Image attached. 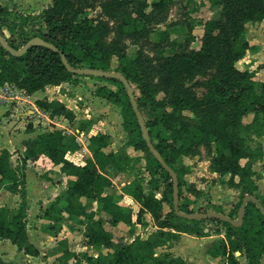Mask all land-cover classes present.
<instances>
[{"label":"trees","instance_id":"obj_1","mask_svg":"<svg viewBox=\"0 0 264 264\" xmlns=\"http://www.w3.org/2000/svg\"><path fill=\"white\" fill-rule=\"evenodd\" d=\"M89 1L104 0H50L42 13L43 27L24 39L20 46L3 34L15 48L40 36L57 49L35 45L22 55H13L0 43V86L13 83L27 95H32L49 85L78 83L80 76H87L73 73L65 64L63 55L72 67L103 70H112V58L118 56L120 64L115 70L141 90V95L136 94L139 110L144 116L151 141L166 164L178 174L174 160L181 153L192 151L200 143H215L218 154L212 162L214 170L222 175L229 174L230 180L226 183L230 186L237 185L233 181L240 177L241 184L238 185L242 187V192L238 210L247 194L256 196L264 206V197L257 193L258 185L253 179L255 170L252 160L246 165L241 163L249 154H254L252 148L246 144L243 136L236 138L234 134L235 129L245 126L254 135L264 136V81L258 82L254 70L238 66L251 48L245 26L248 22L264 21V0H210L222 5L221 16L203 24L204 32L199 47L192 46L196 35L194 26L190 25L182 49L164 56L158 66L152 64L151 58L141 55L131 58L121 41L126 37L143 38L149 35L152 17L149 8L159 10L164 16L174 0H105L104 8L118 21V38L109 44L101 42L99 34L92 32L79 19V4ZM10 15L11 10L0 4V28L7 25L11 35H15L18 22L7 24ZM159 34L162 40L169 39L170 30H161ZM214 66L215 72L200 82L206 89L203 96H198L182 84L184 76ZM156 74H159L161 87L167 96L170 93L167 103L158 100L153 93V81L149 80V76L154 78ZM104 79L114 82L118 89L96 85L95 95L121 108L128 144L143 150L147 155L148 187L144 186L142 179L134 178L128 189V194L140 205L136 220L133 219V213L127 211V206L116 201L107 191L113 180L106 170L113 166L123 170V162L112 148V136L104 132L91 135L88 148L92 156L84 164H77L67 157L69 152L80 149L77 137L67 135L62 129H54L28 140L17 165H14L13 154L8 148L0 149V191L5 190L20 197L14 212L8 206L0 205V241L9 240L25 255H41L28 229L30 201L27 165L28 160L36 161L44 156L52 165L59 166L60 173L73 177L69 179L70 184L66 189L43 205L42 215L50 222L49 234L58 236L64 226L79 224L83 226L85 244L100 251L97 256L87 251L76 252L69 247L67 238L60 239L52 252L45 255L54 257L51 264H188L180 257L158 254L155 249L176 240L180 232L198 237L210 235L203 225L207 219H189L177 214L174 209L172 176L144 139L123 82L116 78ZM36 102L51 115H62L71 123L77 118L74 110L59 99L45 97ZM202 111L208 114L203 124L191 125L184 120L186 113ZM249 115L252 116L251 120L245 122ZM94 124L92 119H85L79 128L90 132ZM154 133L159 137L158 143L152 139ZM261 148L260 153L263 150ZM257 156L252 155V158ZM178 179L182 198L179 176ZM162 181L165 183L163 189ZM159 191L161 196L158 195ZM94 202L100 204L99 209L93 208ZM165 202L171 203L170 211L164 212ZM179 209L186 213L195 212L184 203L179 204ZM208 211L211 210H205ZM102 212L109 218L106 219ZM146 214L152 216L157 230L152 237L143 239L135 236L136 224H142ZM228 215L234 218V213ZM211 220L225 226V238L208 250L210 255L226 257V264H241L236 253L244 249L249 264H260L264 254V212L257 203L248 201L243 222L239 226L218 218ZM105 223L113 226L125 223L129 226V233L135 236L134 239L129 243H119ZM216 233L220 234L222 230L218 229ZM104 248L111 252L102 251ZM0 264L9 263L0 256Z\"/></svg>","mask_w":264,"mask_h":264},{"label":"rangeland","instance_id":"obj_2","mask_svg":"<svg viewBox=\"0 0 264 264\" xmlns=\"http://www.w3.org/2000/svg\"><path fill=\"white\" fill-rule=\"evenodd\" d=\"M105 1V0H104ZM89 1L80 3L78 9L80 10L79 19L87 24L92 32L99 34L101 42L109 44L112 40L118 38V21L111 17L107 9L104 8L103 2ZM152 2L153 0H147ZM50 0H0L1 5H5L11 10V15L7 18V24L18 22L17 32L11 35L7 25L0 28V33L4 34L9 41H14L17 46H20L22 41L27 37L35 34L43 27V10L48 6ZM222 5L213 3L210 0H174L168 6L166 14L163 16L159 10H152L149 8L151 14V24L149 26V35L143 38L126 37L121 43L127 54L131 58L138 55L151 58L152 64L158 66L164 56L180 50L185 42V34L188 32L189 26H194V34L196 40L192 44L193 47H199L201 35L203 34V24L211 19L221 16ZM163 16V17H162ZM163 18V19H161ZM246 36L250 42V50L244 59H242L238 66L241 69H251L256 72V79L258 82L264 81V21L256 20L248 22L245 26ZM170 30L169 39H161L159 32L161 30ZM120 64L118 56H113L111 69L116 71ZM216 67H212L205 71H200L191 75L184 76L181 82L184 86L191 89L198 96H203L206 89L200 85V82L207 79L215 72ZM149 80L153 81V93L158 100L168 102L169 96L163 90L159 80V74L154 78L149 76ZM78 83L65 82L63 85L55 86L49 85L44 90H40L35 96L38 98H70V103L74 104L76 112L79 114L75 120V124L70 126L68 119L59 118L57 121L58 127L64 128L67 135H75L80 143L78 153H74L71 157L82 164L90 157L91 152L88 148L90 137L89 135H82L77 132L80 123L85 120V116L95 122L93 125V132H107L112 136V148L117 151L119 157L123 162V170L116 167H109L106 173L113 180V184L108 188V192L112 193L115 200L128 203L127 211L133 213V218H137L138 210L135 209L134 199L128 194L130 182L134 178H140L145 187H148V171H147V155L143 150L135 148L128 144V133L124 130L122 125L121 108L110 101L96 96L94 93L96 85H106L114 90L118 86L104 77L99 76H80ZM132 84V83H131ZM135 94L141 95V90L137 84H132ZM259 88V87H258ZM56 90V91H55ZM75 100V101H74ZM21 100H16L12 104L15 116L11 117L10 121L14 120V124L6 131L9 133L24 130L33 117H38V126L50 128L49 120L45 116H40L38 110H34L32 104H21ZM29 112L26 116L23 112ZM32 110L34 112H32ZM81 114V115H80ZM9 112L6 116H9ZM85 115V116H84ZM84 116V117H82ZM90 116V117H89ZM208 118L206 111L197 113H186L184 120L188 124H203ZM251 115L245 118V122L250 121ZM0 125H4L3 119L0 118ZM178 125V123H176ZM16 126H19L16 129ZM53 127H57L54 125ZM167 132H170L167 130ZM235 137L243 136L246 144L252 148L254 154H249L248 157L241 160L243 165H246L250 160L253 162V169L255 175L254 181L258 185V194L264 197V136H256L249 131L245 126L234 131ZM155 143L159 142V137L153 134L152 137ZM19 142H21L19 140ZM5 140H0V149ZM19 143L12 142V161L17 165L19 155L23 156L24 146L18 148ZM262 147V148H261ZM87 148V149H86ZM259 148L263 149L260 153ZM218 154L217 145L215 143H200L192 151L181 153L175 160L174 166L178 171V176L182 183L183 196L180 198V204H187L195 212H205V210L216 211L220 210L225 214L234 213V219H237L239 210L238 205L241 201L242 187L240 177H236L233 181L234 186H230L226 181L230 180V175H222L215 171L212 167V162ZM252 155H258L252 158ZM89 157V158H90ZM27 173L29 181L27 186L28 197L30 201V208L28 213V229L31 240L41 250L40 256H28L20 253L17 247H12V243L7 240L0 246V256L9 264H51L54 257L45 256L50 254L54 247L58 244L60 239L67 238L69 247L76 251H87L92 255L97 256L100 251L87 246L85 244L86 238L83 235V226L75 224L74 226H64L58 236L51 235L48 232L49 221L43 217V205L55 195L59 183L61 191L63 185L66 184L67 178L56 174L55 166L47 160L44 156L39 162L31 160L27 165ZM57 168V167H56ZM163 182V181H162ZM165 183L161 184L163 189ZM161 196V192L158 193ZM130 196V199L127 197ZM56 198V197H55ZM0 201L3 205L8 206L12 212L18 208L20 197L18 194L8 195L5 190L0 191ZM123 201V202H124ZM94 209H99L98 202L93 203ZM171 210V203H164V212ZM102 215L108 219V215L102 212ZM229 216V215H228ZM144 222L140 226H136V234L139 236L152 237L151 228L148 227V217L145 215ZM205 230L209 234H217L216 230L225 231V226L222 223L207 218L203 222ZM105 227L110 230L116 241L121 244L129 243L132 239L129 233V226L123 223L121 227L112 226L105 223ZM157 230V229H156ZM225 234V232H224ZM173 240L172 244L174 241ZM110 249L104 248L102 251L111 252ZM163 254V251H159ZM44 254V255H43ZM241 264H249L246 251L243 249L236 253ZM87 264V263H86ZM209 264V263H204ZM216 264H226V257L220 256Z\"/></svg>","mask_w":264,"mask_h":264},{"label":"crops","instance_id":"obj_3","mask_svg":"<svg viewBox=\"0 0 264 264\" xmlns=\"http://www.w3.org/2000/svg\"><path fill=\"white\" fill-rule=\"evenodd\" d=\"M64 83L65 82H62L61 84L63 85ZM54 86H55V88L58 87V85H54ZM38 92H40V90L39 91H36L32 95H27L26 93L22 92V102H21V104H23V103L24 104H30V105L32 104L31 107H33V109L36 110V111L38 110L40 116H45L49 120L48 123L51 124V127L50 128H45V127L43 128L41 126H38L37 123H38L39 119H38V117L35 116L31 120V124H29L26 129H24V130H18V131L12 132V133H9V131L6 132L11 127V125H13L15 123L14 120L13 121H10L11 120L10 118L15 116L14 111H16L17 109H13L12 108V105L10 106V105H7V104H0V118L3 119V123H4V125H0V140L3 139L7 143V144H4L2 146V148H8L11 151V145L10 144L12 142L19 143V145L17 144L18 145V148H21V145L24 146V148H26L27 141L30 140V139H34L38 134H40L42 132L50 131V130H54V129H62L63 131H66V130H64V128L58 127V124H59L58 122L59 121H57V120L59 118H63V119H67V118L64 117V116H62V115H51L50 112H48L45 109L39 107L37 105V102L36 101L38 99H43L45 97H42V98L36 97L35 95ZM49 99L50 100H52V99H59L60 101L64 102L70 109L74 110V112L77 115L79 114L78 112H76V110L74 108V104H71L69 102L70 101V98H67L65 100H64V98H60V97H57V98H49ZM8 112H9L10 115L9 116H6ZM26 112H27V110L25 112H23V114L25 116H26V114H29V112L28 113H26ZM32 112H34V111L32 110ZM84 116H82V117H84ZM84 119H91V117L88 118V116H85ZM73 124H75V122H73V123L70 122V126L73 125ZM54 125H57V127H53ZM94 125H96V124H94ZM28 127L31 128V129L28 130ZM18 128H19V126H16V129H18ZM77 132L78 133H81L82 135H89V137L94 134L93 127H92V129H91L90 132L81 131L80 128L77 129ZM104 133H107V132H104ZM19 140L21 142H19ZM74 153H78V150L75 151V152H69L67 154V157L71 161H73V162H75L77 164H82L80 162H76L71 157V155H73ZM89 157H90V154H89ZM40 159L41 158H39L38 160H36V162H39ZM30 162H31V160H28V163H30ZM54 168L57 171L56 174H60L61 178L62 177L67 178L68 177V180L66 181V184H64L62 186L63 189H66L67 186L70 184L69 179H72L73 177L68 176L65 173H60L59 172V166H55ZM263 175H264V173H263ZM28 177H29V175L27 173V184H28V181H29V178ZM57 186H58V188L56 190L55 195L48 202H50L51 200H53L61 192V189L62 188H60L59 183L57 184ZM28 187L29 186H27V188ZM107 191H108V189H107ZM5 192L8 195H13V193H11V192H8V191H5ZM127 197L130 199V196H127ZM116 201H119V200H116ZM123 201L124 200L119 201V202H121L123 205H128L127 202H125V201L123 202ZM133 201H134V204H135V209L139 211V208H140L139 203H137L135 200H133ZM0 205H3L1 201H0ZM146 215L148 217V220H147L148 227L151 228V231H152V232H149V233H153L154 231H156L157 226L155 225V223H154V221L152 219V216L150 214H146ZM134 220H136V218ZM121 225H123V223H119L118 225H116V227L117 226L118 227H121ZM136 226H140V224L137 223ZM135 236H139V235H137L135 233ZM135 236H132V239L130 240V242L134 239ZM140 237L143 238V239L150 238L149 236H144V235H142ZM178 238H179L178 241H174L173 244H172V241H173L172 240V241H169L166 245L157 247L155 249L156 253L159 254L160 253L159 251H163L162 252L163 254H167V255H170V256H174V257H180L184 261H186L188 264H204V263L216 264V261L219 259L220 256L219 257H214V256H212V255L209 254L208 250L211 249L212 246L216 242H218L219 240L225 238V234H224V232H222L220 234L217 233V234H210V235L205 236V237H198V236H194V235H191V234H188V233H185V232H180L179 235H178ZM5 241H7V240H1L0 241V246L3 245V244H5L4 243ZM11 246L12 247H15V245H13V244ZM20 253H22V252H20Z\"/></svg>","mask_w":264,"mask_h":264},{"label":"water","instance_id":"obj_4","mask_svg":"<svg viewBox=\"0 0 264 264\" xmlns=\"http://www.w3.org/2000/svg\"><path fill=\"white\" fill-rule=\"evenodd\" d=\"M0 43L7 49L9 50L13 55H22L23 53H25L30 47H33L35 45H44L53 49H57L54 45H52L49 42H46L42 37L40 36H35L33 38H31L30 40H28L26 42V44H24L22 47L20 48H15L13 46L10 45V43L6 40V38L4 37V35L2 33H0ZM63 60L65 62V64L67 65V67L75 74L78 75H87V76H99V77H107V78H111V79H120L126 90L127 93L130 97L132 106L134 108V111L136 112V115L138 117L139 120V124L141 127V130L143 132V136L144 139L146 140L150 150L152 151V153L154 154V156L162 163L164 164L167 169L169 170L171 176H172V180H173V187H174V209L177 212L178 215L185 217V218H189V219H207V218H218L221 219L223 221H227L232 223L233 225L239 226L242 224L243 219H244V214H245V210H246V206L248 201H253L255 203L258 204V206L260 207V209L264 212V206L260 203V201L258 200V198L252 194H247L244 196L242 204L240 206L239 209V214L237 219L231 218L230 216H228L225 213L222 212H218V211H208V212H192V213H186L183 212L179 209V204H180V185H179V179H178V174L176 173V171L168 166L164 160V158L162 157L161 153L156 149V147L154 146V144L151 141L150 135H149V131L148 128L146 126L145 123V119L143 114L141 113V111L139 110L138 107V103L136 100V94L134 91V88L131 84V82L126 78V76H124L121 72H117V71H112V70H103V69H97V68H90V67H72L66 57L63 55ZM260 264H264V254L263 257L260 261Z\"/></svg>","mask_w":264,"mask_h":264},{"label":"built area","instance_id":"obj_5","mask_svg":"<svg viewBox=\"0 0 264 264\" xmlns=\"http://www.w3.org/2000/svg\"><path fill=\"white\" fill-rule=\"evenodd\" d=\"M23 89L13 83H5L0 86V104L12 105L14 101L22 99Z\"/></svg>","mask_w":264,"mask_h":264}]
</instances>
